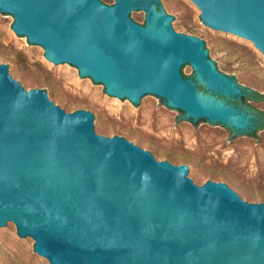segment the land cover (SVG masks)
<instances>
[{
  "label": "water",
  "instance_id": "obj_1",
  "mask_svg": "<svg viewBox=\"0 0 264 264\" xmlns=\"http://www.w3.org/2000/svg\"><path fill=\"white\" fill-rule=\"evenodd\" d=\"M166 2L0 0V10L56 66L79 68L123 101L144 106L156 94L199 124L245 135L253 114L221 97L244 86L177 28ZM193 2L211 28L264 52V0ZM103 117L28 88L0 61V264L15 223L52 264H264V201L221 176L203 183L180 155L164 160L157 142L147 149L131 131L103 134Z\"/></svg>",
  "mask_w": 264,
  "mask_h": 264
},
{
  "label": "rangeland",
  "instance_id": "obj_2",
  "mask_svg": "<svg viewBox=\"0 0 264 264\" xmlns=\"http://www.w3.org/2000/svg\"><path fill=\"white\" fill-rule=\"evenodd\" d=\"M164 6H172L170 13L181 32L204 40L225 75L264 93V52L252 40L211 28L193 0H167ZM147 14V10L140 13L138 21L145 23ZM14 21L12 13L0 10V61L9 63L28 88L47 89L60 105L66 95L76 110H98L104 115L100 120L103 134L131 131L136 135L133 141L141 144L144 139L147 149L157 142L165 151L158 154L164 160L173 161V151L180 155L177 163L190 166L203 183L221 176L246 191L249 200L264 201V129L256 138L220 122L199 124L156 94L144 106L123 101L102 82H90L79 68L56 66L44 46L14 29ZM254 104L264 109V100ZM3 243L10 248L1 264H52L36 250L33 237L19 233L16 223L3 231Z\"/></svg>",
  "mask_w": 264,
  "mask_h": 264
},
{
  "label": "trees",
  "instance_id": "obj_3",
  "mask_svg": "<svg viewBox=\"0 0 264 264\" xmlns=\"http://www.w3.org/2000/svg\"><path fill=\"white\" fill-rule=\"evenodd\" d=\"M200 88H204V86H202L201 84H199ZM246 88V94L243 96V100L242 103L248 105L251 108H254L257 113L260 115V120H258L257 122V127L253 128L252 130L248 131V132H244L247 133L253 137H258V131L260 129H264V109L256 106L254 104V102H258V101H263L264 100V93L260 92L254 88L249 89L251 87H245Z\"/></svg>",
  "mask_w": 264,
  "mask_h": 264
},
{
  "label": "flooded vegetation",
  "instance_id": "obj_4",
  "mask_svg": "<svg viewBox=\"0 0 264 264\" xmlns=\"http://www.w3.org/2000/svg\"><path fill=\"white\" fill-rule=\"evenodd\" d=\"M136 20V19H135ZM137 22L141 23L140 21L136 20ZM199 85V84H198ZM249 89H252V88H249ZM246 94V88L244 86V93L241 94L240 96H236V97H227V96H221L223 97L224 99H226L228 102H232L234 105H236L237 107L239 108H242L250 113L253 114V121H254V124L252 125L251 129L252 130L253 128H256L257 127V122L258 120H260V115L257 113V111L254 109V108H251L249 107L248 105L242 103V100H243V96ZM231 128V127H230ZM232 129V128H231ZM233 130V129H232ZM249 130V131H250ZM260 130H263V129H260ZM234 131V130H233ZM235 132V131H234Z\"/></svg>",
  "mask_w": 264,
  "mask_h": 264
}]
</instances>
